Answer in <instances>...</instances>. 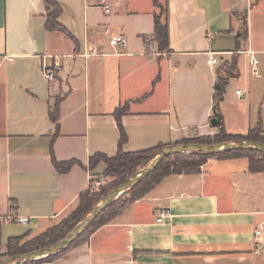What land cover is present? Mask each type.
I'll return each mask as SVG.
<instances>
[{
    "label": "crops",
    "instance_id": "obj_1",
    "mask_svg": "<svg viewBox=\"0 0 264 264\" xmlns=\"http://www.w3.org/2000/svg\"><path fill=\"white\" fill-rule=\"evenodd\" d=\"M55 1L72 37L46 30L44 0H0V245L35 237L78 207L106 169L91 168V157L118 152L119 107H127L125 152L218 134L216 70L237 53L245 14L239 76L217 114L230 135L260 125L264 136V0H108L118 3L108 16L98 0ZM155 1L168 7L169 52L152 40ZM106 29L125 44L113 47ZM60 97L57 129L50 112ZM54 160L74 164L60 173ZM165 209L170 217L158 224ZM263 219L264 173H252L247 158H212L198 173L168 176L87 242L43 264H264V236L253 239Z\"/></svg>",
    "mask_w": 264,
    "mask_h": 264
},
{
    "label": "trees",
    "instance_id": "obj_2",
    "mask_svg": "<svg viewBox=\"0 0 264 264\" xmlns=\"http://www.w3.org/2000/svg\"><path fill=\"white\" fill-rule=\"evenodd\" d=\"M46 5V30L50 32H61L72 37L66 28L60 23L59 19L62 15V7L55 0H44ZM155 6L158 2L155 1ZM242 25L240 28V37L237 41L236 54L231 61L224 62L216 70V83L214 86V102L216 104L217 113L219 103L223 100V96L231 78L239 76L238 70V52L243 50V44L248 40V25L247 15H241ZM152 40L158 44L160 52L170 51L169 37V22H168V7L166 4L161 5V12L155 14V31ZM148 41V39L146 40ZM63 97L58 98L54 108L50 112L51 120L59 129V104ZM127 112V107H119L115 111V117L118 121L120 129L119 149L114 157H108L104 154H96L90 159L91 168H95L98 164L103 163L106 169L103 175L106 178H111L112 182L101 188L99 191L88 190L82 193L79 197L78 207L58 225L49 230L27 239V236L21 238L10 239L6 245H0V262L19 255L29 253L31 251L52 246L65 237H67L75 227L83 221L96 207V205L111 191L119 187L127 180L139 174V172L147 167L158 153L164 148L171 145H160L158 147L140 151V152H125L123 147L127 142V135L121 123V117ZM243 141H252L264 143L263 130L260 125L255 129L242 135H230L226 132L224 126L219 128V133L214 136H201L189 139H182L174 143L177 144H213V143H235ZM232 160L239 158H247L249 160V169L252 173H264V152L262 151H233L219 154L205 153H179L167 157L159 167L144 179L140 184L125 192L121 197L114 200L107 209H105L90 228L67 250L50 255L43 259L33 260L24 264H43L56 260L60 255L66 253L70 249L77 247L87 242L92 234L102 226L111 223L117 216L126 211L135 201L146 196L160 182L171 175L181 173H198L209 159ZM73 162H57L54 160V166L60 173H66L73 166Z\"/></svg>",
    "mask_w": 264,
    "mask_h": 264
},
{
    "label": "water",
    "instance_id": "obj_3",
    "mask_svg": "<svg viewBox=\"0 0 264 264\" xmlns=\"http://www.w3.org/2000/svg\"><path fill=\"white\" fill-rule=\"evenodd\" d=\"M216 117L212 119L211 123L214 127H221L222 121L219 114H215ZM233 151H262L264 152V143L243 141L235 143H213V144H177L171 145L163 150H161L158 155L152 160V162L145 167L138 175L127 180L125 183L120 185L106 195L94 208V210L81 221L75 229L62 241L46 247L40 248L29 253L19 255L17 257L8 258L0 264H24L29 261L43 259L50 255H54L58 252L67 250L73 243H75L95 222V220L100 216V214L108 208V206L116 199L121 197L125 192L129 191L131 188L140 184L144 179H146L150 174H152L159 165L169 156L179 154V153H205V154H219L227 153Z\"/></svg>",
    "mask_w": 264,
    "mask_h": 264
},
{
    "label": "built area",
    "instance_id": "obj_4",
    "mask_svg": "<svg viewBox=\"0 0 264 264\" xmlns=\"http://www.w3.org/2000/svg\"><path fill=\"white\" fill-rule=\"evenodd\" d=\"M98 4H99V7L102 9L104 15H106V16L113 14L115 11V7L118 6L117 2L110 3L108 0H98ZM105 35L109 36L110 44L113 47H119V46H123L125 44V38L122 35L114 34L109 29L105 30ZM250 54L252 55L251 64L253 66L254 73L256 74L257 77H260V74L258 72V67H257L258 62L254 58V53L250 52ZM209 61L212 64H216V60L213 57H210ZM43 75H44V78L48 81H52L56 78V73L52 68L44 67ZM241 94H242V91L237 92L238 96H241ZM201 168H202V166H201ZM168 217H170V210L165 209L160 213L159 218L157 219V223L158 224H164L165 220ZM19 223L22 225H28V220L21 218V219H19ZM263 236H264V219L257 225V227L254 230V233H253L254 243H257V240L262 238Z\"/></svg>",
    "mask_w": 264,
    "mask_h": 264
},
{
    "label": "rangeland",
    "instance_id": "obj_5",
    "mask_svg": "<svg viewBox=\"0 0 264 264\" xmlns=\"http://www.w3.org/2000/svg\"><path fill=\"white\" fill-rule=\"evenodd\" d=\"M161 5H162L161 3L158 4V6H157V12H161ZM234 92H235V89H234ZM111 182H112V179L111 178H106L103 174L98 175L94 179V184H93L92 190L93 191H99L101 188H103L104 186H106L107 184H109ZM27 239H29V238H26L25 241H27Z\"/></svg>",
    "mask_w": 264,
    "mask_h": 264
}]
</instances>
